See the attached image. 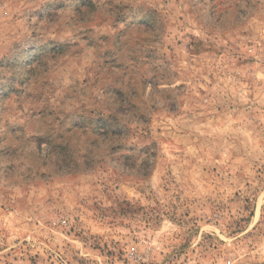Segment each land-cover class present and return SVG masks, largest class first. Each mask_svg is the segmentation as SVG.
Returning <instances> with one entry per match:
<instances>
[{
    "label": "clouds",
    "instance_id": "clouds-1",
    "mask_svg": "<svg viewBox=\"0 0 264 264\" xmlns=\"http://www.w3.org/2000/svg\"><path fill=\"white\" fill-rule=\"evenodd\" d=\"M0 12V264L42 249L37 264H67L61 236L125 202L138 212L120 242L128 264H264V0ZM149 61L168 68L165 88ZM169 105L184 140L166 152L176 129L149 132ZM209 120L233 131L201 135Z\"/></svg>",
    "mask_w": 264,
    "mask_h": 264
},
{
    "label": "rangeland",
    "instance_id": "rangeland-1",
    "mask_svg": "<svg viewBox=\"0 0 264 264\" xmlns=\"http://www.w3.org/2000/svg\"><path fill=\"white\" fill-rule=\"evenodd\" d=\"M0 22H3V14L0 12ZM156 61L162 60V58H155ZM152 66L148 69L151 72L152 79L149 81L154 86L159 88H165L167 86V80L169 78V70L164 66V63H155L149 61ZM162 103V101H161ZM175 106L169 105L166 112H161L158 119L152 121V129L149 135L152 137L163 136L165 129L172 126L176 129V135L173 137L171 143H164L161 145L166 152L173 147V145H181L184 140L183 134L179 132L177 126L178 118H174L169 115L170 112H175ZM208 129L207 132L199 130L201 135L216 136L224 135L233 131L231 122H221L219 126H213L212 121L209 120L205 125ZM155 147V145H154ZM169 155L171 153L169 152ZM134 193H129V196H134ZM127 207L121 206L120 212L112 211L111 215L106 212L101 213L100 219H91L88 221V228L90 232L86 234L83 230L76 232L75 236L67 235L61 236V245H57V251H63L64 259L67 260V264H106V261H122L123 264H128L124 259L125 253L120 248V242L132 230V223L129 221H135L138 216L132 205L125 202ZM97 210L99 206L97 205ZM168 225H165L167 230ZM212 227L211 223L203 225L205 231ZM106 236H112L114 239L106 241ZM134 243H138L133 238ZM114 249H119L115 251ZM43 256H47L51 259V254L45 250H41L39 253L29 256L31 264H37ZM70 257V258H69Z\"/></svg>",
    "mask_w": 264,
    "mask_h": 264
}]
</instances>
